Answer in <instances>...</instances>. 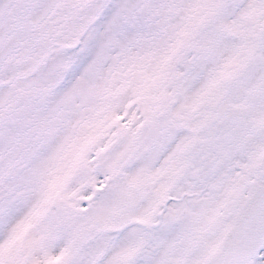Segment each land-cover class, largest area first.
I'll use <instances>...</instances> for the list:
<instances>
[{
  "label": "snow or ice",
  "instance_id": "1",
  "mask_svg": "<svg viewBox=\"0 0 264 264\" xmlns=\"http://www.w3.org/2000/svg\"><path fill=\"white\" fill-rule=\"evenodd\" d=\"M0 264H264V0H0Z\"/></svg>",
  "mask_w": 264,
  "mask_h": 264
}]
</instances>
